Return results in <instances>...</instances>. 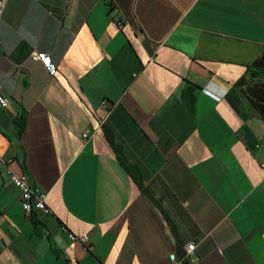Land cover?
<instances>
[{"label": "crops", "instance_id": "0c3cea01", "mask_svg": "<svg viewBox=\"0 0 264 264\" xmlns=\"http://www.w3.org/2000/svg\"><path fill=\"white\" fill-rule=\"evenodd\" d=\"M1 1L0 264H264V0Z\"/></svg>", "mask_w": 264, "mask_h": 264}, {"label": "built area", "instance_id": "2783aa9c", "mask_svg": "<svg viewBox=\"0 0 264 264\" xmlns=\"http://www.w3.org/2000/svg\"><path fill=\"white\" fill-rule=\"evenodd\" d=\"M4 12V3L0 0V20L2 19V15ZM118 26L120 29L124 28V22L120 21L118 22ZM32 60L34 61H41L42 55L35 49L31 54ZM11 104V100L2 94L0 92V108L1 109H7ZM103 108L107 109L106 105L103 104ZM105 116L101 117V123L100 125H103L105 122ZM92 131L88 130L85 132L83 138L88 139L91 137ZM3 163L7 165V172L10 176L11 181L13 182L14 186L18 189L21 197V204L23 206V209L25 213L28 216L33 215L35 212L38 213H48L49 207L47 204V195L43 193L37 192L35 186L32 184L30 178L26 174H20L16 172L11 165L9 164V161L3 160ZM261 169L264 172V162L261 164ZM70 238L73 242L80 243L83 245H89L90 240L89 236L84 235H76V234H70ZM195 244H190L187 246V254L183 257H178L176 255H171L170 259L172 264H184V262L191 256V254L195 251ZM196 259H190V261H195Z\"/></svg>", "mask_w": 264, "mask_h": 264}, {"label": "trees", "instance_id": "16d2710c", "mask_svg": "<svg viewBox=\"0 0 264 264\" xmlns=\"http://www.w3.org/2000/svg\"><path fill=\"white\" fill-rule=\"evenodd\" d=\"M245 96L254 105L260 117L264 120V51L260 57L247 68L246 74L237 82ZM184 97L193 105L196 100L194 88L187 87ZM27 112L22 111L15 117L16 137L21 148L23 135L27 129Z\"/></svg>", "mask_w": 264, "mask_h": 264}]
</instances>
